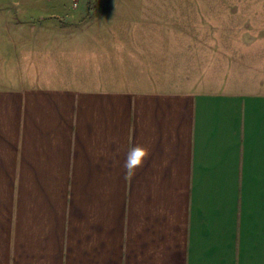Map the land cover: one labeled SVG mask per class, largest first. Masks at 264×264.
Returning a JSON list of instances; mask_svg holds the SVG:
<instances>
[{"label": "crops", "instance_id": "0c3cea01", "mask_svg": "<svg viewBox=\"0 0 264 264\" xmlns=\"http://www.w3.org/2000/svg\"><path fill=\"white\" fill-rule=\"evenodd\" d=\"M141 1L28 30L0 8V43H35L24 72L0 63V264H264V23L158 22L213 3Z\"/></svg>", "mask_w": 264, "mask_h": 264}, {"label": "rangeland", "instance_id": "374dc122", "mask_svg": "<svg viewBox=\"0 0 264 264\" xmlns=\"http://www.w3.org/2000/svg\"><path fill=\"white\" fill-rule=\"evenodd\" d=\"M98 2H100V0H0V8L2 17L6 20L7 24H20L19 26H22V28L25 27L23 29L28 30L30 27H35L38 24L72 26L101 22L99 14L95 15L94 13L97 9L96 5ZM123 2L125 1L120 2V4ZM141 2L145 3V8L148 5L149 9H153L152 7L157 6V1L154 0H143ZM166 2L173 1L167 0ZM197 2L213 3V6L210 7L209 10L203 7L199 8L197 11H193L192 13L189 11H175L168 9L163 14L169 21L159 20L158 22L166 21L171 23H184L185 20L189 19L190 13L191 16L195 15V18H197L196 22L199 24L201 22H213L233 26L235 23H244L246 26L248 25L250 27L257 23H264V0H198ZM152 4H154V6ZM121 7L125 8L124 5H121ZM121 7L115 10V14L122 12ZM67 8L70 10L81 9V15L78 16V18L76 17L73 19L70 18L71 13L68 10L63 11V13L59 12L60 10L62 11V9ZM52 9H54L53 15H50L52 13ZM153 15L161 16V12L151 11L149 13V17H152ZM104 20H109V17L102 19V21ZM9 35L11 38L14 36L10 32L2 33L4 39L0 43V63L5 75L14 74L13 72L16 70L19 72L20 70H23L22 72H24V64L22 65L23 57L27 52L31 54L30 49H32V47L35 48V43H28V40H30L33 36L31 32H21L20 36L16 33L13 45H11L8 41ZM21 41L22 43L24 42L28 44L21 47ZM20 50L23 53L22 59H20L21 55L20 57L17 55ZM33 55L37 61H44L43 58L37 57L35 51ZM19 59L21 64L18 62Z\"/></svg>", "mask_w": 264, "mask_h": 264}, {"label": "clouds", "instance_id": "9594fccd", "mask_svg": "<svg viewBox=\"0 0 264 264\" xmlns=\"http://www.w3.org/2000/svg\"><path fill=\"white\" fill-rule=\"evenodd\" d=\"M150 155L149 149L142 145L130 147L124 161L126 178L134 177L137 171L145 166V162L149 159Z\"/></svg>", "mask_w": 264, "mask_h": 264}]
</instances>
